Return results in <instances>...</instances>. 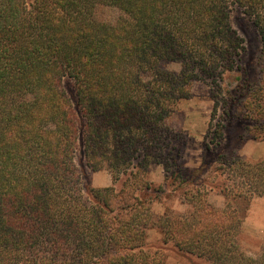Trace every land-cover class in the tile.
<instances>
[{"label": "trees", "instance_id": "16d2710c", "mask_svg": "<svg viewBox=\"0 0 264 264\" xmlns=\"http://www.w3.org/2000/svg\"><path fill=\"white\" fill-rule=\"evenodd\" d=\"M103 6L124 16L104 21ZM232 6L261 39L253 75ZM239 72L236 88L220 86ZM196 81L217 91L205 143L216 185L199 181L208 163L185 167L187 138L169 121ZM240 120L263 129L264 0H0V264H162L147 245L157 224L205 264H264V246L252 258L238 238L248 202L264 197V159L226 142ZM151 165L191 211L154 217L164 191L145 180ZM86 168L108 169L121 189L93 188Z\"/></svg>", "mask_w": 264, "mask_h": 264}, {"label": "rangeland", "instance_id": "374dc122", "mask_svg": "<svg viewBox=\"0 0 264 264\" xmlns=\"http://www.w3.org/2000/svg\"><path fill=\"white\" fill-rule=\"evenodd\" d=\"M99 16L107 22L116 24L124 13L116 7L103 6L98 11ZM231 25L237 30L241 38L244 40L245 52L243 54L242 67L250 75L254 71H258V59L260 49L262 48L261 39L257 28L254 25L252 17L244 13L242 9L232 6L231 9ZM167 70L179 72L181 67L178 63H170ZM242 73L229 74L220 83V86L227 90L232 87H237L241 84L240 77ZM70 82H67V87ZM69 88V87H68ZM71 91V90H70ZM212 84L210 82L196 81L192 85L191 96L188 99L181 101L175 113L170 118V124L176 130L181 131L187 138V145L184 154V165L189 170H199L204 163L209 164V170L199 178L201 180L208 179L211 182L215 181L214 176L217 175L214 167H218V163L214 162V155L206 151L205 143L207 142L209 124L212 119L214 110V98ZM263 122V121H262ZM248 125V124H247ZM262 130L256 126H246L244 120H240L233 130L229 132V145L235 147L241 145L238 150V155L244 160L255 162L264 159V124L261 125ZM247 127V128H246ZM243 133V138L240 134ZM229 148L227 153L233 149ZM216 156V155H215ZM83 153L80 151L77 155L78 166L83 169ZM211 163V166H210ZM85 168V167H84ZM85 180L88 181L95 189H104L115 187L121 189V182H116L112 173L108 169L92 170L86 168ZM145 180L154 184L156 189L162 186L163 195L156 193L157 196L162 195V199L154 201L153 212L154 217L158 218L167 212L187 213L191 211V206L188 203V197L173 192L166 181V173L162 166L151 165L145 173ZM219 181L222 178L219 177ZM217 182H213L216 185ZM148 192V191H147ZM145 194V191L140 193ZM155 194V193H153ZM208 199L217 208H223L225 197L218 190L210 192ZM244 221L239 232V243L242 251L249 257L257 258L264 246V197L256 196L248 202V206L244 212ZM166 236L162 233L158 224L150 227L147 230V245L156 251L163 249L164 262L162 264H205L200 259L192 257L189 254L181 252L177 249L174 243H166ZM165 250V251H164Z\"/></svg>", "mask_w": 264, "mask_h": 264}]
</instances>
